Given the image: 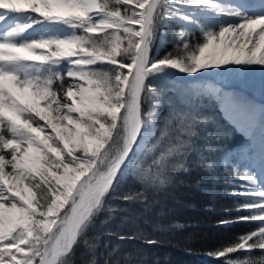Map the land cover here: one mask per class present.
Wrapping results in <instances>:
<instances>
[{
  "label": "snow or ice",
  "instance_id": "snow-or-ice-1",
  "mask_svg": "<svg viewBox=\"0 0 264 264\" xmlns=\"http://www.w3.org/2000/svg\"><path fill=\"white\" fill-rule=\"evenodd\" d=\"M171 24L179 25L174 52L154 54ZM196 31L203 40L192 44ZM209 48L219 52L204 58ZM221 65L264 66V0H0V148L11 149L10 159L0 151V264H73L81 240L93 253L85 264H96L97 243L87 232L100 212L122 211L107 200L126 170L142 191L114 198L147 207L148 192L170 183L172 172L211 168L195 146L200 121L170 109L158 126L163 89L153 81L173 69L202 75ZM224 103L235 118L239 106L229 97ZM261 140L264 173V127ZM225 167L247 182L239 185L245 203L238 210L251 211L238 220L264 222V179L235 161ZM258 227L208 254L247 249L227 264H264V255H251L264 250V223ZM125 264L143 261L127 256Z\"/></svg>",
  "mask_w": 264,
  "mask_h": 264
},
{
  "label": "trees",
  "instance_id": "trees-1",
  "mask_svg": "<svg viewBox=\"0 0 264 264\" xmlns=\"http://www.w3.org/2000/svg\"><path fill=\"white\" fill-rule=\"evenodd\" d=\"M173 29L167 36L159 55L174 52L178 39ZM202 41L198 31L190 38V43ZM182 47V45H181ZM159 81V82H158ZM154 83L163 89L161 115L158 126H163L164 118L170 109L194 117L201 123L197 125L200 136L195 139L211 168L192 165L187 172H172L171 182L164 184L147 194L148 206L143 203H128L114 198L129 191H142V186L135 180L130 171H125L107 205L122 209L111 217L105 210L100 212L95 226L87 232L90 243H97L95 249L96 264H105L106 260H119L125 264V257L132 256L143 264H227L228 259H243L248 250L230 253L227 257L210 256L208 253L234 244L239 237L256 230L251 221L238 220L247 216L239 205L244 201L234 195L228 185L233 180L230 169L219 165L220 158L241 143L242 135L234 125L221 115L218 100L214 97L194 95L190 83L172 80L168 77L156 78ZM148 109V104L144 105ZM212 119L213 125H206L205 120ZM211 120V121H212ZM209 124V123H208ZM202 128V129H201ZM219 131V136H214ZM159 133H157L158 135ZM218 137V138H217ZM196 160L195 153L188 157ZM151 163V158L145 160V166ZM108 220L107 224L102 221ZM228 221L229 223H221ZM133 236V239L119 240L116 235ZM99 236L98 242L94 239ZM147 240L157 243L148 244ZM113 248L117 252L109 256ZM251 255L259 259L264 255L261 249L251 250ZM93 258V253L87 252L83 240L75 246L72 256L73 264H85Z\"/></svg>",
  "mask_w": 264,
  "mask_h": 264
},
{
  "label": "rangeland",
  "instance_id": "rangeland-1",
  "mask_svg": "<svg viewBox=\"0 0 264 264\" xmlns=\"http://www.w3.org/2000/svg\"><path fill=\"white\" fill-rule=\"evenodd\" d=\"M176 33L179 32V25L171 24L166 29H164L165 35L161 39L159 36L157 38V48L154 50V54L156 51H160L163 47V43L166 40L167 36L172 35L173 29H176ZM219 30L218 28L216 29ZM199 32V31H198ZM206 53H204L205 55ZM66 63V62H63ZM176 73L172 72L173 75L168 76L170 79H174L176 81H182L190 83L191 86H193L192 93L196 95H203L208 97H214L218 100V107H220L221 115L227 119V121L232 123L235 128H237L238 132L242 135L241 143L238 144L236 147L232 148L231 151L227 152L220 158L219 165L225 169H228L225 167L226 163H230L235 161L240 165L241 170L244 168H252L254 171V174L257 176L258 179H263V174L260 172L258 159H259V153L261 150V129L264 127V101H261L262 98L260 95H256L253 93L252 90H246L243 87L236 85V86H230L223 88L221 85L215 83V80H213L211 77L207 75H200L199 72L195 74H184L180 73L178 69H175ZM229 71H223L222 73L227 74ZM64 80L66 83L73 82L71 78H69L66 75V71L64 72ZM159 82V81H158ZM222 87V90L220 88ZM264 96V92L261 93ZM229 97L232 98L235 103L239 106L240 112L236 115L235 118L229 114V112H226V105L224 103V98ZM71 102V101H69ZM247 117V118H246ZM251 122V129L246 130L247 124ZM212 119H206V125H203V130L205 132L208 129H205L207 125H213V129L218 130V128L215 126V121H211ZM237 120H241V123H237ZM41 124L44 122L41 121ZM209 123V124H208ZM202 129V128H201ZM49 132H51V129H48ZM221 133L219 131H215L214 136H219ZM0 151L4 153H8V158L10 159V152L11 149H3L0 148ZM248 157L249 159H245V157ZM6 171L10 172L11 167L10 165H6ZM233 176V180L228 183V185L233 189V194L240 196L242 200L245 203V197L242 195H239L244 189H242L239 185L241 183H247L246 181H242L239 177ZM27 182H25L26 184ZM23 187V185L21 186ZM27 195V193H25ZM244 213L247 215L249 214L250 209H244L240 208ZM255 226L256 230H259V225L261 223H264L262 221H251ZM246 250V249H245ZM264 251V250H263ZM217 258V257H216Z\"/></svg>",
  "mask_w": 264,
  "mask_h": 264
},
{
  "label": "bare ground",
  "instance_id": "bare-ground-1",
  "mask_svg": "<svg viewBox=\"0 0 264 264\" xmlns=\"http://www.w3.org/2000/svg\"><path fill=\"white\" fill-rule=\"evenodd\" d=\"M227 40L228 37H225ZM219 44V39L216 41ZM219 49L209 48L205 50V55L203 54L204 58L211 57L214 53H218ZM244 66H236V65H221L220 68H212L208 70H201L203 73L202 75H207L215 80V83L221 85L223 88L236 86L239 85L244 89L252 90L253 93L256 95H260L262 100L264 101V96L261 94L264 92V73H262L259 69L264 67L262 65H252L247 66L250 67L251 71H244V70H237V71H229L227 74L222 73L223 68H235V69H242ZM172 72L176 73L175 69L171 70ZM201 75V73L199 72ZM220 88L222 89V87ZM224 90V89H222ZM227 112V110H226ZM264 179V174H263Z\"/></svg>",
  "mask_w": 264,
  "mask_h": 264
}]
</instances>
